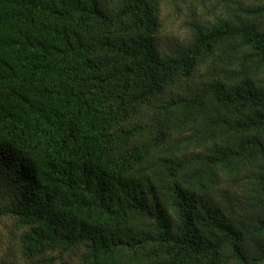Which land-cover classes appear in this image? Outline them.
Wrapping results in <instances>:
<instances>
[{"label": "trees", "instance_id": "obj_1", "mask_svg": "<svg viewBox=\"0 0 264 264\" xmlns=\"http://www.w3.org/2000/svg\"><path fill=\"white\" fill-rule=\"evenodd\" d=\"M163 31L0 0V264H264V0Z\"/></svg>", "mask_w": 264, "mask_h": 264}, {"label": "rangeland", "instance_id": "obj_2", "mask_svg": "<svg viewBox=\"0 0 264 264\" xmlns=\"http://www.w3.org/2000/svg\"><path fill=\"white\" fill-rule=\"evenodd\" d=\"M228 0H159L160 16L164 24L162 45L185 42L191 32V23L198 18L217 15ZM194 11L195 16L192 15ZM163 47V46H162ZM164 48V47H163ZM10 221L0 219V233L9 229ZM56 264H60L56 262Z\"/></svg>", "mask_w": 264, "mask_h": 264}]
</instances>
